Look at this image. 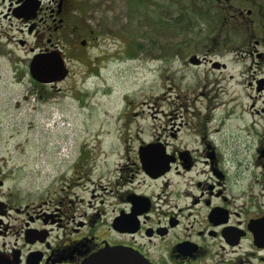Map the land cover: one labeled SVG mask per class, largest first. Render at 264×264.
Returning <instances> with one entry per match:
<instances>
[{"label":"flooded vegetation","instance_id":"1","mask_svg":"<svg viewBox=\"0 0 264 264\" xmlns=\"http://www.w3.org/2000/svg\"><path fill=\"white\" fill-rule=\"evenodd\" d=\"M169 1L173 35L191 29L194 16L215 20V9L218 37L259 32L251 54L263 59L264 0ZM74 5L0 0V60L14 69L16 83L20 62L36 82L30 66L37 54L59 52L69 66L66 44L79 29L70 20ZM226 37L214 50L231 44ZM197 59L186 66L227 67L207 55ZM63 81L43 85L52 89ZM263 82H256L252 110L264 101L258 89ZM260 109L256 114H264ZM247 118L254 120L251 113ZM149 145L164 153L162 164H144L140 150ZM5 148L0 146V264H81L107 246L133 249L152 264H264V143H215L206 131L194 148L143 143L119 167L107 209L98 190L109 187L77 170L86 157L71 162L75 177H67L68 165L41 179L39 166L21 163L14 149Z\"/></svg>","mask_w":264,"mask_h":264},{"label":"rangeland","instance_id":"2","mask_svg":"<svg viewBox=\"0 0 264 264\" xmlns=\"http://www.w3.org/2000/svg\"><path fill=\"white\" fill-rule=\"evenodd\" d=\"M74 1L78 35L67 41L69 74L56 88L34 83L23 62L16 83L14 69L0 60V146L39 166L41 179L68 165L67 177H75L71 162L86 157L77 170L109 187L98 190L107 209L119 167L143 143L194 148L205 131L215 143H264V114L255 112L264 101L251 109L256 82L264 80V57L251 54L259 32L224 33L231 44L214 50L222 38L215 9V20L194 16L191 29L173 35L169 0ZM204 55L226 69L186 66Z\"/></svg>","mask_w":264,"mask_h":264},{"label":"water","instance_id":"3","mask_svg":"<svg viewBox=\"0 0 264 264\" xmlns=\"http://www.w3.org/2000/svg\"><path fill=\"white\" fill-rule=\"evenodd\" d=\"M86 45V42H82ZM197 57L191 58L195 63ZM32 77L40 84H50L63 81L69 74L65 59L59 52L37 54L30 66ZM154 146V145H153ZM152 145L145 146L140 150V156L145 165L162 164L163 152H152ZM81 264H152L137 251L126 247H110L100 250L85 259Z\"/></svg>","mask_w":264,"mask_h":264},{"label":"bare ground","instance_id":"4","mask_svg":"<svg viewBox=\"0 0 264 264\" xmlns=\"http://www.w3.org/2000/svg\"><path fill=\"white\" fill-rule=\"evenodd\" d=\"M234 118H235V122H237V123H238V121H237V120H238V117H237V116H235ZM232 123H233V122H231V124H232ZM211 126H215V124H213V125H211Z\"/></svg>","mask_w":264,"mask_h":264}]
</instances>
